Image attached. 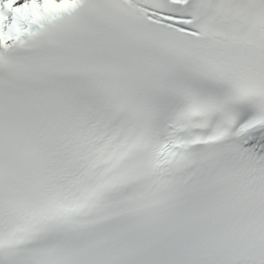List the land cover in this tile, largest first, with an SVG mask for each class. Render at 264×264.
Segmentation results:
<instances>
[{"label":"snow or ice","instance_id":"6c2138e0","mask_svg":"<svg viewBox=\"0 0 264 264\" xmlns=\"http://www.w3.org/2000/svg\"><path fill=\"white\" fill-rule=\"evenodd\" d=\"M0 264H264V0H0Z\"/></svg>","mask_w":264,"mask_h":264}]
</instances>
